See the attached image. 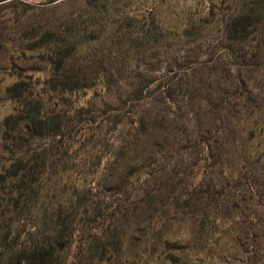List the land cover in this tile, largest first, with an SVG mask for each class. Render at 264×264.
Here are the masks:
<instances>
[{
    "label": "rangeland",
    "instance_id": "rangeland-1",
    "mask_svg": "<svg viewBox=\"0 0 264 264\" xmlns=\"http://www.w3.org/2000/svg\"><path fill=\"white\" fill-rule=\"evenodd\" d=\"M237 16L251 37L230 40ZM53 32L76 46L60 74ZM20 81L58 120L78 112L77 126L6 151ZM67 82L84 89L64 95ZM37 154L47 169L10 243L42 234L45 205L100 231L91 261L74 257L76 234L69 264H252L264 254V0L0 2V173Z\"/></svg>",
    "mask_w": 264,
    "mask_h": 264
},
{
    "label": "trees",
    "instance_id": "trees-1",
    "mask_svg": "<svg viewBox=\"0 0 264 264\" xmlns=\"http://www.w3.org/2000/svg\"><path fill=\"white\" fill-rule=\"evenodd\" d=\"M5 1L0 0V2ZM251 26L252 24L247 17H235L229 23L230 40L237 41L238 39L251 37L253 33L250 31ZM61 33L58 34L56 39L53 38L54 32L49 33V38L46 41L48 46V48L46 47L48 62L53 66L54 72L57 74L62 72L70 58H72V55L76 52L74 43H71ZM43 42L45 43V40ZM45 46L46 43L42 47ZM77 84L71 86L69 82L65 83L62 93L70 95L84 89V87L77 88ZM10 92L13 99H17L21 105L18 112L8 117L4 122L3 139L6 151L14 153V151L16 152L22 147L23 142H27L30 138L37 136H61L65 128L73 127L74 123L75 126L78 124L77 119L80 118L78 112L72 113L67 110L64 114L60 113L61 116L58 115L60 118L58 120L52 113L42 111L41 109L44 108L43 100L41 98L34 99V94L25 81L15 84L10 89ZM33 106L35 107L33 108ZM63 117H65V120H63ZM144 119L142 118L139 121L141 122L139 123L140 127L144 125ZM150 143L157 147L159 142L154 138ZM215 148V146L210 147L209 144L206 145L207 154L212 161L217 156L215 155ZM57 149L58 147L55 150ZM55 152L51 151L49 156L52 157ZM46 169L47 161L41 155H33L31 159H28V156L21 157L19 155L12 162L10 168L0 173V246L4 247V250L0 251V264H69L71 252L74 243H76V234H81V238L74 257L79 258L83 256L85 261H91L95 257L93 253L96 249V243L99 241L98 232H100L98 231V227H86V233L83 228L88 225L87 223L79 227V225L74 223L75 219L71 214L69 217L63 219L61 215L63 214L62 209L55 212L52 207L45 205L41 209L40 220L38 219V223L44 228L41 235L40 230L36 229L30 235L31 238H29L25 248H20L19 246L21 233L11 243L8 241L10 235L21 223L24 214L34 207L32 204L33 206L26 208L21 204L24 202L27 205L29 200H31V196H35L36 180ZM213 188L215 189V186ZM228 195L229 197L232 196L231 191ZM70 200L75 201L73 197H70ZM209 216L215 217V214L212 213ZM108 226H110V221ZM208 233L215 234L213 231H208ZM259 234L260 238H258V242L261 244V240L263 241L264 239V226L259 229ZM260 247L258 250H261ZM253 250L252 264H264V254H261L257 250L255 252V248Z\"/></svg>",
    "mask_w": 264,
    "mask_h": 264
}]
</instances>
